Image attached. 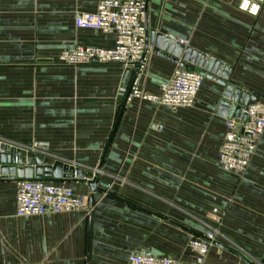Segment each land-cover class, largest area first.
Returning a JSON list of instances; mask_svg holds the SVG:
<instances>
[{"label":"crops","instance_id":"1","mask_svg":"<svg viewBox=\"0 0 264 264\" xmlns=\"http://www.w3.org/2000/svg\"><path fill=\"white\" fill-rule=\"evenodd\" d=\"M98 1L0 0V145L32 152L41 144L73 168H101L98 186L119 198L63 183L89 210L19 217L17 181L0 179V264H129L134 254L191 262L189 242L202 232L188 213L211 219L214 209L228 243L219 242L264 264V135L242 177L221 169L230 111L218 77L204 78L193 108L172 110L137 100L124 106L129 80L120 66L56 65L78 46L114 48L113 35L75 25ZM238 3L149 0L143 88L160 94L180 66L156 53L155 32L231 67V83L264 100V6L251 17ZM150 174L165 184L150 183ZM206 264L245 263L214 246Z\"/></svg>","mask_w":264,"mask_h":264},{"label":"built area","instance_id":"2","mask_svg":"<svg viewBox=\"0 0 264 264\" xmlns=\"http://www.w3.org/2000/svg\"><path fill=\"white\" fill-rule=\"evenodd\" d=\"M148 6L149 0H99L96 12L81 14L75 19V25L78 29L113 35L114 48L78 46L64 51L56 65L77 68L99 64L120 66L125 71L139 70L137 76L121 89L127 103L137 100L172 110L193 108L205 78L195 71L179 66L172 79L161 85L158 95L147 92L140 82L151 57L146 25ZM263 6L264 0H239L238 3L239 11L251 17H258ZM178 42L189 45L186 40ZM243 115L245 120L239 116L226 119L227 131L219 149V165L226 173L243 175L249 168L264 135V100L248 104ZM41 147L44 146L36 144L32 152L49 157ZM62 184L36 179L18 181L17 215L44 216L89 210L88 199ZM214 213L217 214L218 210L215 209ZM219 241L220 234L214 230L193 237L189 242L194 258L191 262L134 254L130 256L129 264H206L211 248Z\"/></svg>","mask_w":264,"mask_h":264},{"label":"water","instance_id":"3","mask_svg":"<svg viewBox=\"0 0 264 264\" xmlns=\"http://www.w3.org/2000/svg\"><path fill=\"white\" fill-rule=\"evenodd\" d=\"M151 41L155 44L156 53L161 51L165 57H170L173 62L179 63L180 67L189 71H195L203 77H218L217 83L225 88L222 105L225 112L228 109L230 111L228 118L239 116L243 120L246 119V116L243 115L245 107L248 106L251 100L257 101L258 99L231 83V67L215 62L204 54L186 48L180 45L177 40L165 37L162 34L151 32ZM138 73L139 70L136 72L126 70L124 79L130 80L136 77ZM125 104L127 102L124 99V106ZM41 148L46 150L45 146ZM100 169L93 172L81 168H73L62 161L54 160L45 155L12 149L10 146L4 144L0 145V179L2 181L18 182L20 180L34 179L54 183L82 181L91 187L92 192H99L119 199L115 194L98 186ZM214 245L234 254L245 264H255L236 248L220 242H215Z\"/></svg>","mask_w":264,"mask_h":264},{"label":"rangeland","instance_id":"4","mask_svg":"<svg viewBox=\"0 0 264 264\" xmlns=\"http://www.w3.org/2000/svg\"><path fill=\"white\" fill-rule=\"evenodd\" d=\"M161 174V173H160ZM239 177H242V175H238ZM150 183L152 184H165L163 181V177L158 176L156 179L155 177L152 176V174H150ZM215 210V209H214ZM214 210L211 212L212 218L211 219H205V218H200L197 217L195 215L189 214L188 213V217L195 223L197 224V226L200 228V231L202 233H206V232H210L212 230L214 231H218L220 234V239L222 242L224 243H228L227 242V238L225 236V233L222 231V219L219 216V211L217 214L214 213ZM218 210V209H216Z\"/></svg>","mask_w":264,"mask_h":264}]
</instances>
